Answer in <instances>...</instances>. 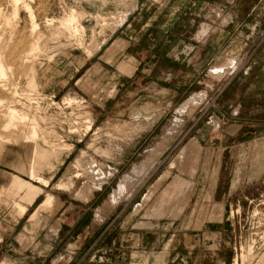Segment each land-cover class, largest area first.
I'll return each mask as SVG.
<instances>
[{"label":"rangeland","instance_id":"rangeland-1","mask_svg":"<svg viewBox=\"0 0 264 264\" xmlns=\"http://www.w3.org/2000/svg\"><path fill=\"white\" fill-rule=\"evenodd\" d=\"M9 1L0 0V7H4L11 23L7 32L15 39L18 30L12 24L18 21L20 29L25 25L29 29L31 21L23 9L20 15L14 16ZM27 1L34 2L30 3L37 10L36 20L42 37V52L33 62L39 83L37 97L40 107L48 109L51 115L48 120L51 121L45 120L42 113L34 111V114L54 143H60L62 139L71 144V148L55 152L40 144L44 150L40 155L44 157L47 153L50 165L53 163L49 169L44 167L40 171V175L49 178L50 185H41L43 191L28 205L23 218L12 206L14 204L17 208L23 194L13 195L10 187L15 174L26 180L28 175L8 163L19 164L28 160L31 151H27L29 147L20 141L14 156L8 153L10 145H4L0 152V184H4L0 185V237L3 231L20 232L21 226L27 223L26 234L22 233L20 237L34 242L43 219L47 220L46 213L54 211L62 192L65 195L60 196L61 199L83 204L86 220L94 215L96 221L97 210L105 204L123 176L133 175L135 164L156 155L147 153L152 147L157 154L162 153L161 162L142 186H136L115 207L106 209L100 221L103 222L100 245L89 253L82 249L73 254L70 251L74 245L67 250L62 243L54 255H95L96 251V255H124L119 264H233L236 258L238 264H258V259L259 264L263 263L264 114L239 116L236 113L217 117L215 109L224 91L235 90L227 88L246 66L254 59L264 57V5H258L256 14L250 17L246 13L253 4L230 5L212 0L210 5H198L199 14L194 20L180 19L175 25L170 20H162L164 26L171 27V33L152 38L159 37L161 43L170 40L167 49L178 38L186 40L183 52L194 57L192 68L165 60L169 54L166 49L160 55L161 63L151 74L143 71L135 82L117 83L114 76L103 72L99 57L109 50H116L118 59L114 65L121 73H129L133 52L149 56L148 33L156 26L147 29L146 11L163 8L164 0ZM237 8L244 12L238 19L233 16ZM70 9L80 13V22L85 27L80 43L78 39L70 38L57 23ZM207 12L210 13L206 16ZM46 17H53L56 20L54 25H48ZM155 23L157 25V20ZM154 30L158 32L160 29L156 27ZM228 66H233L228 73L219 75L213 72L216 67ZM169 72L175 73L176 77L164 80ZM24 85L25 79L22 81ZM202 91L207 92L206 100L180 117L183 121L179 131L166 133L178 115L177 108ZM227 95L230 93L224 97ZM68 96H74L78 101L65 105L63 101ZM237 120V124L242 122L245 125V131L231 126L237 125L234 124ZM89 124L92 130L86 131ZM71 127L76 131L71 132ZM254 127L260 130L251 131ZM192 140L197 142L199 149L195 155L196 167L191 172L189 165L194 154L181 152ZM179 157L178 165L172 166L171 163ZM90 159L95 161L96 171H86L81 178L82 184L70 191L55 188L58 181L69 176L77 160H82L81 164L85 165ZM99 171L104 176H112L97 189L91 184L96 182L98 185L101 181L96 178L101 175ZM166 171L169 175L145 200L150 188ZM5 177L9 182L3 179ZM175 177L184 182L182 186L170 188ZM167 189L169 192L164 195ZM47 193L55 196L54 205L41 208L32 215ZM80 194L85 198L91 196L84 200ZM20 219L22 223L14 228ZM57 226L53 227L54 231ZM138 251L147 252V255L142 257ZM243 252L250 254L245 260L242 259ZM106 263L110 264L109 261Z\"/></svg>","mask_w":264,"mask_h":264},{"label":"crops","instance_id":"crops-1","mask_svg":"<svg viewBox=\"0 0 264 264\" xmlns=\"http://www.w3.org/2000/svg\"><path fill=\"white\" fill-rule=\"evenodd\" d=\"M221 1L224 4L229 3L230 5L233 4L241 5L244 3L253 4L254 6H252L251 9L246 13L250 17L256 14L255 11L260 7L258 5H264V0H221ZM162 2L164 6L163 8L162 7L161 8L157 7L153 9L149 8L148 12L146 11L148 15L147 22L145 23L147 24V29H150L154 26L160 29L158 32H156L154 30L156 28L155 27L153 31H150L148 33V39H149L148 51L151 52L149 56H144V54L141 55L139 53L133 52L131 56L133 58H130L129 60L132 61L130 65L131 69H129L130 70L129 73H121L120 72L121 70L119 71V68H117L118 66L116 64L114 65V62L118 59L116 58L118 57V55L116 56L117 54L116 50H109L107 54L105 52L104 54L101 55V58L99 57V59H101V63L99 62V64L101 66V69L104 70L103 72L104 73L108 72L110 76H114L115 81L117 83H119L120 81L135 82L143 71L147 72L145 74L149 75L161 63L160 55L164 50L167 49L168 42L170 40L161 43L159 37L158 38L157 37L152 38V37H154L155 35L157 36V35L170 34L172 31L171 27L168 28L164 26L165 22H162V20L164 19L170 20L172 21L173 25H175L176 21L180 19L189 18L194 20L197 18V15L199 14L198 13L199 4L210 5L211 3H213L212 0L211 1L210 0L209 1L208 0H164ZM171 5L173 6L171 7ZM164 12H166L167 15H165ZM209 13L210 12H207L206 16ZM242 13L244 12H241L240 8H237L233 16L234 18L238 19L242 15ZM254 19H257V17H254ZM156 20H157V25H155ZM181 35H182V30H180L179 32V36ZM121 42L122 44L125 43L124 41H120V43ZM131 44L128 45V48L131 46ZM185 44H186V40L182 38H178L177 40H175L172 46H170V48L166 50L169 54L168 57L165 58V60L170 62L172 61L174 64L183 65V67L192 68L193 66L192 60L194 59V57L192 55L188 57V55H186V53L183 52ZM188 44L191 45V42H188ZM155 57L158 58L156 59ZM87 62L88 61H86V63ZM205 62L207 64V61ZM94 65H92L91 67H94ZM122 68H124V64L121 65V69ZM231 68H233V66L216 67L214 68L213 72L219 75L220 74L223 75L225 73H228L229 72L228 69ZM174 74L175 73L173 72L167 73L164 80H173L176 77V75ZM182 76L186 77L188 75H182ZM81 79L82 77L77 79L75 84H77ZM230 88H235V90L233 92L224 91L223 94L221 95V102L219 103L218 106H216L215 114L217 117H224L226 114L232 116L236 113H238L239 116H247L248 114L250 116L252 115L262 116V114H264V57H261L259 59H254L253 61H251L248 64V66H246L245 71H242L228 86L227 90H229ZM229 93L230 95L224 97V94H229ZM223 122L225 123V121ZM237 123L238 120L234 124ZM231 126H237L238 130L241 129L242 131H245L244 128L245 125L242 122H240L237 125H231ZM259 130H260L259 127L256 128L254 127L253 129H251V131H256V132H258ZM198 149L199 148L197 142L195 140L194 141L192 140L189 144H187L184 147V149L181 152L182 154L185 155L189 152H192L194 154V159L189 165V171L191 172L194 170L197 164V157L195 155H197ZM180 157L183 158L182 155ZM180 157L177 158L175 161H173L171 165L172 166L178 165V161L181 160ZM156 168L157 166L155 167V169ZM155 169H153V171ZM168 175H169V171H166L164 174H162L159 177L158 183L150 188L149 192L146 194L144 198L145 200L151 197V195L156 190V187H158L159 182L165 179ZM3 179L9 182L8 178L5 177ZM28 180H30L29 177ZM31 181L36 186H38L40 192H42L43 190L42 186L44 185L33 180ZM183 182L184 180L182 178L175 177L173 184H171L170 188L173 187L175 189L176 187L182 186ZM143 183L140 186H142ZM0 185H4V184L1 183ZM40 192L36 194L35 198L31 203L26 204L27 208L28 205H31L34 202V200L38 197ZM168 192L169 189L165 191L164 195L167 194ZM17 194L18 195L23 194L22 197H24V193H17ZM91 194L88 195V198H85V196L82 194H80V196H82L84 200H89ZM47 195L48 194H46V197ZM64 195H65L64 192L60 193L58 196L59 202L57 201L54 211L52 213H46L47 220H44L45 218L43 219L42 222L43 226L41 225L42 228L39 230L38 233H35L36 236L34 238V242H31V239L30 242L24 241V239L20 237L22 233L23 235L26 234L25 227L26 225H28L27 223L21 226L20 232L3 231V233H1L0 264H109L106 263L107 261H109L110 264H112V262H115V264H117L120 259H124V255L123 256L96 255L97 251L95 255H54V253L57 251L58 247L62 245V243H64L67 246V250L71 249L70 245L71 246L74 245L73 247L74 249L72 248L73 251H70L73 254H77L78 251L82 249L86 251L85 253H89V251L99 246L103 237L102 232L100 231L103 222L100 221L103 220L107 208H113L117 205L116 204L112 206V204L110 203L109 198L112 195L111 193L110 197L107 199L105 204L97 210V214H96L97 220L95 221L94 215L93 217L91 218L89 217V219L86 220L87 218L85 216L86 210L83 204H77L68 199H63V198L61 199V197H63ZM46 197L38 205L37 210L32 215H36L38 210H40L41 208L42 209L48 208V207L46 208L43 207V202L45 203ZM20 200H23V198H21ZM22 203L25 204L26 202L23 200ZM12 206L14 207L16 214L19 217H21L18 214L17 208L14 206V204ZM27 210L28 209H26L24 214H26ZM20 223H22V219H20L19 221H17V223H15L14 228H16L17 225ZM55 225L58 226L57 229L54 231L53 227ZM138 254L143 257L144 255H147V252L138 251ZM125 259H127V257Z\"/></svg>","mask_w":264,"mask_h":264},{"label":"bare ground","instance_id":"bare-ground-1","mask_svg":"<svg viewBox=\"0 0 264 264\" xmlns=\"http://www.w3.org/2000/svg\"><path fill=\"white\" fill-rule=\"evenodd\" d=\"M9 2L12 6L14 16L17 17L18 15H20L19 13L23 9L25 10L31 21L29 29L26 25L20 29V24L18 23V21H15L16 19L14 17L15 23H13L12 26H14V28L18 30V35L14 39L11 36L12 34H9L6 29L8 25L11 24L9 23L10 20L8 16L5 14L6 10L4 11V7H0V152L3 149L4 145L8 144L10 145L8 148V153H12L15 156L17 150L16 146L19 145L20 141H22L25 146L29 147L27 151H31V156L28 157V160L21 161L19 164H16L13 161L8 163V165H12L13 168L26 173L30 179L29 181L21 177V175L19 176L18 174H15L13 183L10 187L13 195L15 194L17 196V193H24V197L22 198L26 203L23 204V200H21V202L17 205V211L19 212V215L23 216L26 209H28L26 204L31 203L36 194L40 192L39 187L32 183L31 180L39 182L44 186L50 185V180L40 175V171L43 170L44 167H47L49 169L50 167H52L53 163L50 165L48 155H46L47 153H45L44 157H42V154L40 155V153L44 151L42 148L43 146L41 147L40 144H44V146L50 147L52 149L51 151L55 152H63V150L66 149L68 150L71 148V144L64 142L65 140L62 139L60 143H54V141L49 138L50 136L48 137L46 135L45 127L40 125V120L38 121V118L34 114V111H37L40 114H44L43 118L45 120L51 119V115L49 116L47 111L48 109L46 110L43 107H40V100H38L37 97V94L39 92V83L36 79L34 73L35 71H33V62L39 57L42 52L40 46L42 37L41 32L39 31V23L36 20L37 10L35 11L34 6L32 5L34 2L32 3V1H30L32 4L27 0H10ZM45 21L48 25L52 26V24L54 25L56 20H54L53 17H46ZM57 23L60 24V27L65 30L66 34H68L70 38L72 37L76 40L78 39L80 43L79 39L84 32L85 27L80 22V13L76 9H70L69 12L62 16ZM24 79L25 85L22 86V81ZM206 96L207 94L205 92L194 94L190 98H188L184 104L179 106L177 108L178 115L173 119V122L171 123L166 133H176L178 128L182 125L183 120L180 117H182L184 114L190 113L194 106L204 102L206 100ZM73 97L68 96L67 98H65L63 101L64 104H75L78 100ZM59 107L63 112V108L61 107V105H59ZM42 108L44 110L43 112L41 111ZM50 121L51 120H48V122ZM91 124L87 125L86 131L92 130ZM75 131L76 130H72L71 127V132ZM57 139H59V137ZM38 145H40L42 149H40ZM147 153L156 155L154 157H148L147 160L143 163L135 164L132 170L133 175L127 174L123 176V178L119 181L117 188L109 198L112 206L118 204L121 199L129 196L131 194V191L136 186H140L143 181L150 175L153 169H155V167L158 166V164L161 162L162 153L157 154L155 148L150 147L149 149H147ZM81 161L82 160H77L75 164H73V167L69 172V176L65 179H62L61 181H58L54 185L56 189L70 191L74 186L82 182L81 178L86 171H96V164L94 160L90 159V161H88V163H86L85 165L81 164ZM99 173H101V171H99ZM102 174L103 173H101L99 177H96L100 178L101 180L98 185H96V182L94 183L93 180V183L91 182V185L95 186L97 189H100L102 185L108 180V178L112 176V174L108 175V177L107 175L104 176V174ZM47 194L48 195L46 197L45 203L43 202L44 208L52 206L55 199L53 194ZM243 248L244 246L242 247V249ZM245 252L241 253L243 260H245L248 255H250L246 254ZM252 257H249V260L252 259ZM259 262L260 260L258 259V264ZM233 264H238V258L235 259V262ZM261 264H264V262Z\"/></svg>","mask_w":264,"mask_h":264}]
</instances>
